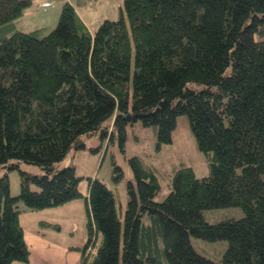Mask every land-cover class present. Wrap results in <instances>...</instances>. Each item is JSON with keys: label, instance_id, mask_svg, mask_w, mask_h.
Listing matches in <instances>:
<instances>
[{"label": "trees", "instance_id": "obj_1", "mask_svg": "<svg viewBox=\"0 0 264 264\" xmlns=\"http://www.w3.org/2000/svg\"><path fill=\"white\" fill-rule=\"evenodd\" d=\"M33 3L0 0V264L30 260L23 210L80 198L89 206L88 240L73 248L80 264H264V0H121L120 18L93 32L66 2L55 29L23 32L16 20ZM181 115L210 173L175 171L171 192L157 202V171L131 157L137 188L129 182L124 222L103 181L88 178L86 198L76 166L59 167L110 119L123 150L128 124L138 120L156 130L161 148L173 142ZM113 136L102 129L103 138ZM113 166L117 183L124 172ZM15 169L18 196L10 191ZM225 207L245 215L206 220L205 210ZM191 236L227 241L223 259L200 254Z\"/></svg>", "mask_w": 264, "mask_h": 264}, {"label": "rangeland", "instance_id": "obj_2", "mask_svg": "<svg viewBox=\"0 0 264 264\" xmlns=\"http://www.w3.org/2000/svg\"><path fill=\"white\" fill-rule=\"evenodd\" d=\"M51 1V6L49 8H41V13H37L33 8L24 12V16L16 20L18 29L23 32H30L32 30H36V28H41L42 25L50 26V19L53 16L52 13L54 12V9L52 8L58 5V2L61 0ZM107 2H110V0H100L99 5L97 3H93L88 11H83L84 16L87 17L88 12L93 17L103 14L105 12L104 9ZM76 4H78L76 6L80 8L82 12L83 7L79 1H76ZM63 5L64 3L59 6V9L57 10V18L55 22H53V27L50 31L55 29L59 23ZM48 9L52 10L47 13ZM42 21L43 23L41 25ZM103 21L104 20L100 22L102 23ZM97 27H94V31L97 29ZM131 71L133 75L135 71V47H133ZM187 87L200 90L203 88V85L190 83ZM106 126H109L110 131L114 129V136L112 140H110L109 137H102V129ZM85 142V149L80 151L71 150L66 158L59 163V167L62 168L69 165L76 166L77 173L84 177L80 181L79 188L85 194L87 193L89 186L88 178L103 181L113 191L116 197L117 209L122 222H124L125 211L129 198V182H134L136 187L134 173L129 161L131 157H140L147 165L153 167L157 171L161 184V190L155 198L157 202L163 201L171 192V180L175 171L183 167H191L194 169L196 175L200 178L207 176L211 171V166L207 160V157L197 147L196 138L192 133L188 117L185 115H181L178 118V127L174 132L173 142L170 144H165L161 148H157L156 130L153 127L144 126L140 120L135 121L132 124H128L126 146L124 150L120 147L118 132L112 126V119L104 122L103 125L91 136H86ZM114 160L124 172L123 179L117 183L113 179ZM21 169L32 174L42 173L40 167L24 162L21 163ZM5 170L6 168L0 169V176L5 174ZM8 172L11 185V195L18 196L21 190L19 170L15 169ZM33 188V190L36 189L34 186ZM80 201L85 202V199L80 198ZM20 206H22V204ZM31 212L34 211H30L29 213ZM244 215V211L240 207L213 208L204 211V216L210 223H218L229 218L241 219L244 217ZM84 218V224L82 222L80 223L79 221H76L75 224L82 225V227H88L87 223L89 220V213L87 211ZM60 222L63 227H72V224H74V222L69 221V219H61ZM144 222L148 223V217H144ZM76 234H79V231H76ZM86 239L87 236L83 239L84 242ZM102 240L103 236L100 233L96 246L92 250L93 256H95L97 248L101 244ZM191 242L194 248L200 254L217 262L223 259V256L229 246V243L225 240L212 242L194 236H191Z\"/></svg>", "mask_w": 264, "mask_h": 264}, {"label": "crops", "instance_id": "obj_3", "mask_svg": "<svg viewBox=\"0 0 264 264\" xmlns=\"http://www.w3.org/2000/svg\"><path fill=\"white\" fill-rule=\"evenodd\" d=\"M33 6L26 11L35 9L37 13H41L44 3L49 0H33ZM79 1L83 10L76 5ZM72 3L88 29L93 32L94 27L100 25V21L105 19L118 20L121 12V0H110L106 3L104 13L93 17L89 12L88 16H84L83 11H88L93 3L100 4V0H61L58 2L50 19V29L57 18V10L62 3ZM105 5V4H103ZM50 7V6H49ZM46 7V8H49ZM48 9L47 13L52 10ZM57 13V14H56ZM102 18H101V17ZM43 21L41 22L42 25ZM44 27V26H43ZM33 31V30H32ZM87 193H83L84 197H88ZM88 201L85 202L76 199L59 207H51L29 213L23 210L20 221L24 227V237L30 251V260L28 263L14 262L12 264H80L82 254L81 250L73 249L74 247H83L88 240V229L82 225L75 224L76 221L85 223V213L88 211ZM61 219H69L74 222L72 227H63ZM44 223L58 225L59 228L46 226ZM79 231V234H76ZM87 236L86 241L84 238Z\"/></svg>", "mask_w": 264, "mask_h": 264}]
</instances>
